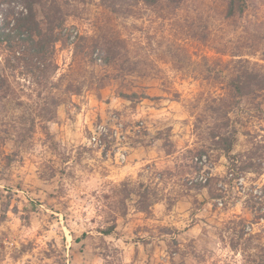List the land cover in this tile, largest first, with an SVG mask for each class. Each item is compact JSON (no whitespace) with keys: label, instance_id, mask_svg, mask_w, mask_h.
I'll return each mask as SVG.
<instances>
[{"label":"rangeland","instance_id":"1","mask_svg":"<svg viewBox=\"0 0 264 264\" xmlns=\"http://www.w3.org/2000/svg\"><path fill=\"white\" fill-rule=\"evenodd\" d=\"M61 5L50 59L0 44V264H264V76L241 102L229 84L264 74V0ZM112 112L124 164L88 141Z\"/></svg>","mask_w":264,"mask_h":264},{"label":"trees","instance_id":"2","mask_svg":"<svg viewBox=\"0 0 264 264\" xmlns=\"http://www.w3.org/2000/svg\"><path fill=\"white\" fill-rule=\"evenodd\" d=\"M15 1V0H14ZM24 4L21 13L15 11L12 6L13 0L0 1V15L3 17L5 28L8 31L0 28V44H6L10 53L15 58L19 55L26 56L30 54L46 61L53 55L55 45L61 40L62 29L65 23V16L61 0H19ZM105 3V0H101ZM145 6L150 8H158L164 4L165 0H139ZM170 3L180 5V0H166ZM9 4V5H8ZM6 5H8L6 7ZM115 4L113 6V9ZM248 8V0H228L227 17H235L238 14L243 15ZM24 47V48H22ZM242 61V60H239ZM9 62V60H8ZM247 63H250L248 60ZM256 66V65H255ZM13 67V66H12ZM47 69V65H46ZM44 71V69H42ZM264 74L253 69L250 72L236 78H231L229 84L232 86L233 94L239 101H243L249 93L244 92V86L260 85L263 82ZM8 77L5 74V67L0 64V91L7 93L9 89ZM236 133V130H234ZM227 137L224 134H214V138H219L217 144H222L220 147L229 154L234 147L233 135ZM207 150H203L200 155H208ZM200 171V169H199ZM143 196V195H142ZM145 197V196H143ZM142 211H146L148 204H144ZM150 205V204H149ZM115 225L107 228L103 233L110 235L115 230Z\"/></svg>","mask_w":264,"mask_h":264},{"label":"built area","instance_id":"3","mask_svg":"<svg viewBox=\"0 0 264 264\" xmlns=\"http://www.w3.org/2000/svg\"><path fill=\"white\" fill-rule=\"evenodd\" d=\"M143 125V122H140ZM129 130L124 122H122L120 116L117 113L112 112L106 119L101 122L95 123L90 128L88 141L90 145L99 149L102 152H106L108 157H113L118 164H124L127 162L129 147ZM197 165L200 171L190 180L193 185L195 183H207L209 178L208 163L209 159L207 155H202L197 158ZM242 177L239 179L241 180ZM238 179V180H239Z\"/></svg>","mask_w":264,"mask_h":264}]
</instances>
